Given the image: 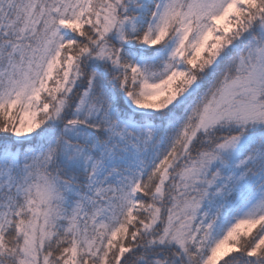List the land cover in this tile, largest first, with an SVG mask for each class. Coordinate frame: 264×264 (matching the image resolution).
<instances>
[{"label":"snow or ice","instance_id":"1","mask_svg":"<svg viewBox=\"0 0 264 264\" xmlns=\"http://www.w3.org/2000/svg\"><path fill=\"white\" fill-rule=\"evenodd\" d=\"M0 264H264V0H0Z\"/></svg>","mask_w":264,"mask_h":264}]
</instances>
